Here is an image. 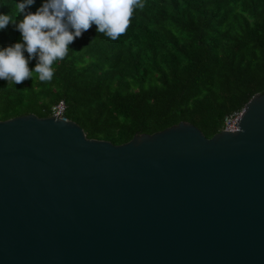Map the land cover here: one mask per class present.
Masks as SVG:
<instances>
[{
  "label": "water",
  "instance_id": "water-1",
  "mask_svg": "<svg viewBox=\"0 0 264 264\" xmlns=\"http://www.w3.org/2000/svg\"><path fill=\"white\" fill-rule=\"evenodd\" d=\"M0 264H264V91L210 137L0 120Z\"/></svg>",
  "mask_w": 264,
  "mask_h": 264
},
{
  "label": "trees",
  "instance_id": "trees-1",
  "mask_svg": "<svg viewBox=\"0 0 264 264\" xmlns=\"http://www.w3.org/2000/svg\"><path fill=\"white\" fill-rule=\"evenodd\" d=\"M18 2L0 0V13L19 21ZM142 2L118 39L95 24L76 38L54 62L50 81L35 72L21 84L0 80V120L47 116L61 100L64 117L88 138L120 144L179 121L210 137L225 115L264 91V0ZM17 42L23 41L15 23L0 30V48Z\"/></svg>",
  "mask_w": 264,
  "mask_h": 264
},
{
  "label": "clouds",
  "instance_id": "clouds-1",
  "mask_svg": "<svg viewBox=\"0 0 264 264\" xmlns=\"http://www.w3.org/2000/svg\"><path fill=\"white\" fill-rule=\"evenodd\" d=\"M34 2L19 0L15 5L23 17L19 21L0 13V30L15 23L23 41L0 48V80L21 84L35 72L40 81H50L54 62L63 60L69 45L93 24L98 33L116 40L126 32L134 9L144 6L142 0H44L35 12L28 11ZM31 59L37 61L34 69L29 68Z\"/></svg>",
  "mask_w": 264,
  "mask_h": 264
},
{
  "label": "built area",
  "instance_id": "built-area-1",
  "mask_svg": "<svg viewBox=\"0 0 264 264\" xmlns=\"http://www.w3.org/2000/svg\"><path fill=\"white\" fill-rule=\"evenodd\" d=\"M63 112H64V103L61 100L50 107V114L60 115L64 117ZM240 113H241V109L225 115L223 118L222 129L225 130L236 129V122Z\"/></svg>",
  "mask_w": 264,
  "mask_h": 264
}]
</instances>
